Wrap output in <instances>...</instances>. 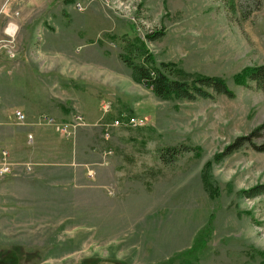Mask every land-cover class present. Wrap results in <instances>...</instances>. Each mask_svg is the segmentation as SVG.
Wrapping results in <instances>:
<instances>
[{
    "label": "rangeland",
    "instance_id": "obj_1",
    "mask_svg": "<svg viewBox=\"0 0 264 264\" xmlns=\"http://www.w3.org/2000/svg\"><path fill=\"white\" fill-rule=\"evenodd\" d=\"M138 42L235 96L157 97L120 58ZM260 64L264 0H0V264H260L264 194L241 191L264 184V152L214 160L264 125V91L233 82ZM75 112L84 124L62 135Z\"/></svg>",
    "mask_w": 264,
    "mask_h": 264
},
{
    "label": "trees",
    "instance_id": "obj_2",
    "mask_svg": "<svg viewBox=\"0 0 264 264\" xmlns=\"http://www.w3.org/2000/svg\"><path fill=\"white\" fill-rule=\"evenodd\" d=\"M162 34L161 31H151L146 34L149 41L155 40ZM134 57H139L135 61ZM123 63L131 70L132 77L136 82L143 83L154 95L161 99H184L196 100L212 98L214 95H225L228 98L235 96L234 91L227 85L226 80L213 75H193L189 79L185 77L182 69L175 63L154 62L153 55L148 51L143 42L131 43L127 45L125 53L120 54ZM233 82L237 85L254 84L255 87L264 91V64L245 67L233 76ZM264 129V125L255 128L249 135L237 138L232 144L227 145L222 153L215 156L214 160L219 161L226 155L245 144H249L258 152H264V141L256 144L255 138L259 137ZM163 155H176L181 148H168ZM187 149V148H185ZM213 161V160H212ZM212 161L207 163V168ZM205 186L210 189V183L205 180ZM248 197H255L264 194V184L255 185L248 190L241 191ZM205 230L199 233L194 241L192 249L188 254H183L186 260H195L196 251L203 244ZM264 255V252H262ZM82 264H88L85 261ZM260 264H264V259Z\"/></svg>",
    "mask_w": 264,
    "mask_h": 264
},
{
    "label": "built area",
    "instance_id": "obj_3",
    "mask_svg": "<svg viewBox=\"0 0 264 264\" xmlns=\"http://www.w3.org/2000/svg\"><path fill=\"white\" fill-rule=\"evenodd\" d=\"M109 108V105L104 104L103 105V110L107 111ZM14 117L18 122H23L25 120V115L22 111L20 110H16L14 112ZM43 119L45 121H47L50 124H55L56 121L52 118V117H48V116H44ZM128 123L131 126L134 127H138V126H142L144 125V120L142 118L139 117H130L128 120ZM83 117L78 114H72L69 118L68 121L66 122H60L57 123L58 126V131L65 136L70 135L71 133H73V130L77 127V126H81L83 125ZM115 125H120L118 120H115L114 122ZM29 137L33 138L32 134H29ZM3 151V150H2ZM0 152V175L2 176L3 174H7L10 171V165L7 162V157H6V151L5 152Z\"/></svg>",
    "mask_w": 264,
    "mask_h": 264
},
{
    "label": "bare ground",
    "instance_id": "obj_4",
    "mask_svg": "<svg viewBox=\"0 0 264 264\" xmlns=\"http://www.w3.org/2000/svg\"><path fill=\"white\" fill-rule=\"evenodd\" d=\"M17 31V27L13 24H11L7 30V32L11 35L14 36Z\"/></svg>",
    "mask_w": 264,
    "mask_h": 264
},
{
    "label": "crops",
    "instance_id": "obj_5",
    "mask_svg": "<svg viewBox=\"0 0 264 264\" xmlns=\"http://www.w3.org/2000/svg\"><path fill=\"white\" fill-rule=\"evenodd\" d=\"M71 100H72V106H73V109H76L77 111H79L80 112V110H79V103H77V100L76 99H74V98H70Z\"/></svg>",
    "mask_w": 264,
    "mask_h": 264
}]
</instances>
